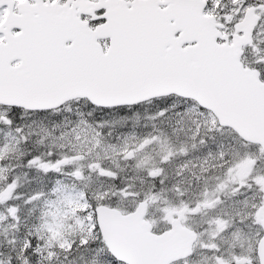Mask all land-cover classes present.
Wrapping results in <instances>:
<instances>
[{
	"label": "snow or ice",
	"instance_id": "snow-or-ice-1",
	"mask_svg": "<svg viewBox=\"0 0 264 264\" xmlns=\"http://www.w3.org/2000/svg\"><path fill=\"white\" fill-rule=\"evenodd\" d=\"M0 264H264V0H0Z\"/></svg>",
	"mask_w": 264,
	"mask_h": 264
}]
</instances>
